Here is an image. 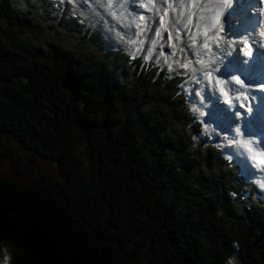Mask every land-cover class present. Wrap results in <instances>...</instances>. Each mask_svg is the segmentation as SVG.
<instances>
[{"label":"trees","instance_id":"trees-1","mask_svg":"<svg viewBox=\"0 0 264 264\" xmlns=\"http://www.w3.org/2000/svg\"><path fill=\"white\" fill-rule=\"evenodd\" d=\"M86 22L65 1L0 0V133L64 182L0 179V261L264 264L261 189L204 130L188 77L106 51Z\"/></svg>","mask_w":264,"mask_h":264},{"label":"rangeland","instance_id":"rangeland-1","mask_svg":"<svg viewBox=\"0 0 264 264\" xmlns=\"http://www.w3.org/2000/svg\"><path fill=\"white\" fill-rule=\"evenodd\" d=\"M61 1L67 2L72 8H78L80 15L83 18L86 19L92 17V19H87L86 23H90L88 24L89 27H99L100 30H102L110 39V46L126 48L133 56L139 55L148 62L154 61L157 64L163 65L167 68L169 75L190 73L191 78L187 81V87L193 96L192 99L195 108L198 110V117L201 121L206 123L204 124V130L215 136L214 141L218 139L219 142H224L225 140L220 136H227L226 139L229 143L227 146H224V149H228L227 153L231 154L237 162L242 164L246 178L251 181L255 180L264 194V173H261L258 169L251 166L252 155H258L259 153L264 152V123L259 122L255 129L254 127L242 126L241 123L243 121L241 122L242 117L240 115L243 114L244 116L245 111L250 110L251 106H247V104L252 101H258L259 108H263L261 111L264 110V100H261L259 97L260 92H264V89L260 87L259 89L258 87L252 88L254 93H252L250 97V90L243 88L238 90L236 85L233 86V83H237V80L230 73L232 70H228V72L224 71V69H220L219 72L214 71V69L218 68L214 66L216 65L214 61L218 57H216V49L218 47H224V44L229 41L222 39L224 37L223 33L229 32L228 28H233L235 31L238 30V33H240V31H245V33L246 31H250L251 33L258 32L261 29V22L256 13L259 14L262 10L261 6L258 10L256 9V6H250V4L238 5L232 2L234 5L244 6L248 13L251 12V17L249 16L247 21L241 20V18L239 20L242 13H245L246 16V10H243L244 8H242L241 13L239 14V9L237 8L240 7L232 5V8L234 9H228V11L230 10V14H228V12L224 15L222 18V24H218L219 26L208 24L207 22L198 19L197 15H194L190 18L189 23L191 26L188 32L179 36L177 33L174 34L164 31L157 44L153 45V39L148 35L153 27L147 28V25L145 28H138L137 31L133 32L135 38H132L131 33H126L125 36L122 35L121 32L120 34H117V36L113 35L118 28L113 20L118 16V12L122 11L123 8L120 2L123 0H115L120 1V4H116V7L112 9L110 7V10H107V12L103 14H100L99 10L96 9L89 10V6L83 2L84 0ZM201 7L202 2L196 8L197 14L201 12ZM236 9L237 11L235 14L234 10ZM238 14L239 17L233 16ZM231 16H233L235 20H232ZM141 23L145 24V22L141 20L136 28L139 27ZM226 25H228V28H226ZM257 25H259V27H255ZM206 26H210L209 28L211 29L208 30ZM248 26H251V28L247 29ZM87 31L88 28H85L84 34H87ZM261 33L263 32H258V34ZM231 35L232 34L229 33L228 37L232 38ZM126 36L129 37V39H127ZM234 36L236 35L234 34ZM172 40L175 41L173 49L171 47ZM224 52V54H228L227 50ZM238 52L239 54H242L243 52H246V50L243 52L242 50H238ZM242 55H244V53ZM221 57L223 56L221 55ZM233 62L234 60L231 59L230 63ZM208 73L212 74L211 77L207 75ZM217 81L219 82L217 83ZM258 82L261 84V82L264 81L258 80ZM247 83H245V85H248ZM251 85H253V83ZM230 112L233 115L231 117L229 116ZM259 120L263 121L264 119L263 117H259ZM238 122L240 125L236 126V123ZM237 129L240 130V133L237 132ZM229 132H231V134H233V132L234 134L237 133V135L235 134L236 137L229 135ZM249 140L254 143L250 144L248 142ZM0 147L4 148L6 152H13L12 157L4 158L0 164V179L12 181L21 187L33 183L37 177L40 179H47V183L44 182V184L48 185V187L50 185L53 187L56 186V190H58L61 185H64L63 179L60 177L57 165L54 161L45 160L46 158L41 156H36V158L33 157L30 151H27L24 147L18 144L16 140L11 138L8 139L1 133ZM249 148H252L253 152H250ZM84 152L85 146L82 144L78 150V154L81 158L84 157ZM14 159H20L18 165H15ZM80 176L82 180L87 183L91 181L90 169L87 163H85V167L82 169ZM102 221L104 222L106 219L104 218ZM5 256L7 257V260L10 261L12 254L7 250ZM148 256L149 255L146 251H143L139 263L149 264ZM0 264H4L3 261H0ZM231 264H240V260H234Z\"/></svg>","mask_w":264,"mask_h":264},{"label":"bare ground","instance_id":"bare-ground-1","mask_svg":"<svg viewBox=\"0 0 264 264\" xmlns=\"http://www.w3.org/2000/svg\"><path fill=\"white\" fill-rule=\"evenodd\" d=\"M83 2L89 6V10H95V9L99 10L100 14H103L107 12V10H110V7L112 9L116 7V4L121 3L123 9L121 12H118V16H116L113 20V22L118 27L115 34L113 35L117 36V34H120L121 32V34L125 36L126 33H131L133 38L134 37L133 32L137 31L138 28H145V26L147 25L146 26L147 28L153 27L148 34L153 39L152 42L153 45L157 44L158 40L161 38V34L164 31L174 34L177 33L179 34V36L185 32H188L191 26L189 23L190 18L194 15H197L198 19L215 26L220 23L222 24V18L226 13L229 12L228 14H230V10L228 11L229 8H232L233 6L240 7L234 5L237 4L234 2V0H127V1L123 0L122 2L115 0H98V1L86 0L85 2L84 0ZM201 2H202L201 12L197 14L196 8ZM240 4H244V5L250 4V6H256V7L261 6L262 10H264V0H239L238 5ZM177 5H181V7H178ZM243 10H246V8H244ZM234 11L236 12L237 9ZM247 12L248 11L246 10V16L245 13H242L240 17H239L240 13L238 15H233V16H238L239 20L241 18V20L246 21V18L249 17V13ZM141 20H143L145 24L141 23L140 26L136 28V26L139 24ZM226 28H228V25H226ZM249 33L251 32L249 31L245 33V31L242 32L240 31V34L236 35L237 37L234 36V34H232L231 35L232 38L229 39L228 43L224 44V47L222 46V49L219 50L218 57L215 59L214 63L220 65L221 61H223V63H230L231 59L235 61L237 56H239V53L237 55V52L240 49L242 51L246 50V52L251 53L253 59L254 55L252 51L250 49L247 50L246 47H243L244 46L243 43L245 42V40H251V38H248L243 41L244 38L243 35ZM252 34L255 37H259L261 35V34H257V32ZM127 39H129V37H127ZM174 43L175 41L172 40L171 41L172 49L174 48ZM226 47H228V51L230 53L234 52L233 53L234 57H231V54H224L225 53L224 50H226ZM261 52L264 53V51ZM221 55L223 57H221ZM248 60L250 62L251 61L253 62V60H250V58H248ZM230 68L232 69V67ZM257 70H258V66H257ZM231 72L235 73L236 71L232 70ZM256 74L257 73H255L254 75L256 76ZM256 79L257 80L263 79L264 81V77L262 75H258L254 77L252 80H256ZM248 81L249 80H246V83ZM254 85H257V83L254 82ZM243 89L250 90V97L251 94L254 93L250 88L243 87ZM262 109L263 108L257 107L255 111L256 113L264 114V110L261 111ZM246 114H247V120L249 121V119L251 118L249 117L250 112H246ZM229 116L230 117L233 116L231 112L229 113ZM254 117L256 118L257 115H255ZM237 125L239 124H236V126Z\"/></svg>","mask_w":264,"mask_h":264},{"label":"snow or ice","instance_id":"snow-or-ice-1","mask_svg":"<svg viewBox=\"0 0 264 264\" xmlns=\"http://www.w3.org/2000/svg\"><path fill=\"white\" fill-rule=\"evenodd\" d=\"M235 3H239V0H234ZM178 7H181V5H177ZM258 27V26H257ZM261 35H264V33H261ZM248 38H251L253 39V42L254 43H257V48H256V51L258 54H261V55H264V53H260V48H259V45H258V42L255 41V36L252 34V33H249V34H246V36L243 38V39H248ZM222 39H225V40H229L230 38L228 36H225L223 37ZM214 71H217L219 72L220 69L219 68H216L214 69ZM209 77H211V73H208L207 74ZM222 75V73H221ZM219 81H217L218 83ZM242 87H246V88H255V87H260V88H264V82H261V84L259 85H251V84H248V85H244V84H241ZM255 99V98H254ZM241 117H243V114H240ZM240 130L237 129V132H239ZM250 144L251 143H254L253 141L249 140L248 141ZM249 151L250 152H253V149L252 148H249ZM252 167L253 168H256L258 169L261 173H264V152H261L259 153L258 155L257 154H253L252 157Z\"/></svg>","mask_w":264,"mask_h":264}]
</instances>
